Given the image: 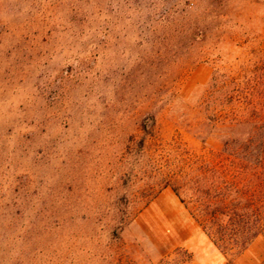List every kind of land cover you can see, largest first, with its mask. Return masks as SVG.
Instances as JSON below:
<instances>
[{"label": "rangeland", "instance_id": "obj_1", "mask_svg": "<svg viewBox=\"0 0 264 264\" xmlns=\"http://www.w3.org/2000/svg\"><path fill=\"white\" fill-rule=\"evenodd\" d=\"M258 50L264 0H0V264H261L259 181L212 179L237 191L224 252L164 186L231 171L202 102Z\"/></svg>", "mask_w": 264, "mask_h": 264}, {"label": "trees", "instance_id": "obj_2", "mask_svg": "<svg viewBox=\"0 0 264 264\" xmlns=\"http://www.w3.org/2000/svg\"><path fill=\"white\" fill-rule=\"evenodd\" d=\"M255 58L249 72L242 67L240 72L230 68L215 69L202 102L205 120L218 129L222 146L220 154L229 160L231 171L208 166L206 169L190 167L189 173H176L164 184L202 232L223 252L228 249L225 237L237 235V228L232 230L228 224L237 219V198L225 204L227 194H237V191L233 186H227L224 188L226 193L222 194L221 185L218 184L219 187L212 179L215 176L223 178L229 173L232 177L264 183V53L258 50ZM147 121L154 125L153 118L145 119L142 123L145 131ZM260 183L257 187L263 190ZM241 234L242 241L236 246L244 251L261 232L255 230Z\"/></svg>", "mask_w": 264, "mask_h": 264}, {"label": "crops", "instance_id": "obj_3", "mask_svg": "<svg viewBox=\"0 0 264 264\" xmlns=\"http://www.w3.org/2000/svg\"><path fill=\"white\" fill-rule=\"evenodd\" d=\"M258 238H255L253 241H251V243L249 244L248 248H246L243 253L247 252L248 249L255 243L257 242ZM261 264H264V261L261 263Z\"/></svg>", "mask_w": 264, "mask_h": 264}]
</instances>
